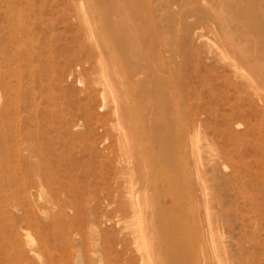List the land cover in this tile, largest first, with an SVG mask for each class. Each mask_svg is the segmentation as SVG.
<instances>
[{
	"label": "rangeland",
	"instance_id": "1",
	"mask_svg": "<svg viewBox=\"0 0 264 264\" xmlns=\"http://www.w3.org/2000/svg\"><path fill=\"white\" fill-rule=\"evenodd\" d=\"M36 1L34 10L21 12L24 32L10 35L0 0V108L12 105L0 112V264H33L23 250L28 244H38L43 256L50 249L55 264H79L77 253L91 258L101 250L109 264H159L142 258L147 247L174 251L178 264H264V1L120 0L136 12L139 42L134 100L123 108L132 116L125 120L114 112L117 94L107 88L103 97L101 57L74 5ZM174 103L181 128L200 132L202 150L213 156L204 168V185L218 196L210 205L194 179L198 169L188 147L180 149L188 165L179 170L155 140L171 127L163 119L176 114ZM186 177L191 181L182 183ZM207 206L222 218L212 224L215 232L203 219L201 245L189 252L175 247L172 227L180 216L191 212L200 220ZM184 230V237L196 234ZM165 263L173 264L166 257Z\"/></svg>",
	"mask_w": 264,
	"mask_h": 264
},
{
	"label": "bare ground",
	"instance_id": "2",
	"mask_svg": "<svg viewBox=\"0 0 264 264\" xmlns=\"http://www.w3.org/2000/svg\"><path fill=\"white\" fill-rule=\"evenodd\" d=\"M71 2V4L74 5L75 9L77 10V13L79 12V17L80 19L82 20V24L84 26V30L87 32V37H88V41L90 42V46H95L96 49L98 50V54H100L99 56L101 57V59H99L100 61V64H101V72L103 74V97L107 98V94H106V89L107 88H110L113 92H115L117 94V98L114 99V112L118 111L117 113H122V114H119V115H122V118L123 120L125 119H129L132 115H131V112L130 111H124V105L125 104H128L129 102L133 101L134 98L133 96L131 97L130 94L131 91L133 90V75H134V70H135V67L137 66L138 64V48L137 46L139 45V42L137 41V36H138V28L135 26V22H136V12L134 11H129L126 6L127 4H125V6L122 5V3L120 2V0H69ZM123 1V0H122ZM221 1V0H220ZM264 1V0H262ZM125 2V1H124ZM130 2V1H129ZM4 6H5V11L8 15V17L10 18V25L8 26V34L12 35V34H21L22 32H24L23 30V26L25 25L24 21H23V13L21 14L22 10H25L27 9L28 10H34V7H36V3L37 1L36 0H4ZM40 4V3H39ZM39 6V5H38ZM132 6V4H131ZM217 6V5H216ZM222 4H221V8H222ZM129 7V5H128ZM248 7V6H246ZM217 8V7H216ZM133 9V8H132ZM247 9V8H246ZM208 10V8H207ZM217 10V9H216ZM229 10V8H228ZM238 10V9H237ZM211 11V9H210ZM215 11V10H214ZM213 11V12H214ZM233 11V10H232ZM241 11V10H240ZM35 12V11H34ZM217 12V11H216ZM221 13V10L219 11ZM243 12V11H242ZM250 12V11H249ZM5 13V14H6ZM211 13V12H210ZM214 14V13H213ZM222 14V13H221ZM238 14V13H237ZM142 15V13H141ZM224 15V14H223ZM222 15V16H223ZM241 15V13H240ZM248 15V14H247ZM252 15V14H251ZM26 17V16H25ZM77 17V16H76ZM217 17V16H216ZM245 17V15H244ZM78 18V17H77ZM234 18V17H233ZM78 20V19H77ZM218 20V19H217ZM221 20L223 22V25L226 24L224 22H226V19L224 17H221ZM232 20V19H230ZM229 20V21H230ZM237 20V19H236ZM137 22H140V21H137ZM232 22V21H231ZM237 22V21H236ZM250 22V21H249ZM248 22V23H249ZM219 23H221L219 21ZM230 23V22H229ZM24 24V25H22ZM138 24V23H137ZM140 24V23H139ZM138 24V25H139ZM222 24V23H221ZM219 25L220 27L222 25ZM232 23H230L231 25ZM218 26V28H219ZM227 26V25H225ZM224 26V27H225ZM264 26V24H263ZM222 29V28H221ZM225 30H227V28H225ZM223 31V30H222ZM251 32V31H250ZM223 33V32H222ZM252 33V32H251ZM226 34V33H225ZM9 35V36H10ZM257 36V34H256ZM230 37H228L229 39ZM204 39V38H203ZM230 40V39H229ZM228 40V41H229ZM232 40V39H231ZM230 40V43L232 42ZM224 41V40H223ZM226 41V40H225ZM224 41V42H225ZM138 42V45L137 43ZM228 43V42H227ZM228 43V44H230ZM226 44V43H225ZM137 45V46H136ZM227 45V44H226ZM231 45V44H230ZM229 45V46H230ZM227 47V46H226ZM231 47V46H230ZM240 48L242 46H239ZM238 47V48H239ZM235 48V46H234ZM245 48V47H244ZM230 49V48H229ZM232 49V48H231ZM237 49V48H236ZM215 50V49H214ZM238 50H241V49H238ZM263 50V49H262ZM220 51V50H219ZM232 52V50H231ZM247 52V50H246ZM254 52V51H253ZM233 53V52H232ZM241 53V52H240ZM248 53V52H247ZM245 54V53H244ZM242 55V54H241ZM245 56V55H244ZM249 56V55H248ZM260 56V55H259ZM262 56V55H261ZM99 57V58H100ZM141 57V56H140ZM146 57V56H145ZM263 57V56H262ZM244 58V57H242ZM249 58V57H248ZM255 58V57H254ZM260 58V57H259ZM143 59V57H142ZM245 60L247 58H244ZM251 59V57H250ZM237 60V59H235ZM252 60V59H251ZM258 60V58H257ZM142 61V60H141ZM146 61V60H145ZM234 61V60H233ZM232 61V62H233ZM249 61V59H248ZM244 62V61H243ZM105 65H104V64ZM107 63V64H106ZM143 63H145L143 61ZM142 63V65H143ZM147 63V62H146ZM234 63V62H233ZM238 63V62H237ZM250 63V62H248ZM252 63V61H251ZM150 64V63H149ZM236 64V63H234ZM239 64V63H238ZM126 65L127 66V69H124V66ZM250 65V64H249ZM252 65V64H251ZM257 65V64H256ZM233 66V65H232ZM231 66V67H232ZM238 66L236 67V69H238ZM259 66V65H257ZM145 67V66H143ZM241 67V66H240ZM141 68V67H140ZM153 68V67H152ZM254 68V67H253ZM121 69L124 70V74H122V71ZM146 69V68H145ZM242 69V68H241ZM257 69V68H256ZM141 70V69H140ZM147 70V69H146ZM145 70V71H146ZM235 70V69H233ZM144 70H142V73H143ZM150 71V70H149ZM152 71V70H151ZM243 71V70H242ZM255 68H254V72H255ZM147 72V71H146ZM239 72V71H238ZM139 73V71H138ZM154 73V72H153ZM244 74V72H242ZM242 73L239 72L240 75H242ZM9 74V73H8ZM238 74V75H239ZM7 76V75H6ZM246 76V74H245ZM136 77V76H135ZM140 78V76H137ZM161 77V76H160ZM242 77V76H241ZM249 77L247 76V79ZM136 79V78H135ZM138 79H136L137 81ZM140 80V79H139ZM143 80V79H142ZM250 80V79H249ZM135 81V80H134ZM161 82V81H160ZM140 83V82H139ZM151 86V84H150ZM149 86V87H150ZM166 86V85H165ZM144 88L143 86L140 88L142 89ZM139 89V90H140ZM152 89V88H151ZM161 90V89H160ZM163 91V90H162ZM145 92V91H144ZM113 93V94H115ZM145 92L144 93V96L149 94ZM112 94V96H113ZM125 94V95H123ZM167 94V93H166ZM111 96V97H112ZM149 97V95H147ZM146 96V98H148ZM152 96V94H151ZM155 96V95H154ZM137 97V96H136ZM162 97V96H161ZM177 97V96H176ZM113 98H115L113 96ZM150 98V97H149ZM180 98V97H179ZM183 98V97H182ZM138 99V98H137ZM167 98H165L166 100ZM107 100V99H105ZM110 99H108L109 101ZM110 100V101H111ZM14 101V100H13ZM107 101V102H108ZM112 101L110 104H112ZM116 101V102H115ZM140 102V101H139ZM138 102V103H139ZM152 102V101H151ZM154 102V101H153ZM159 102V101H158ZM170 102V101H169ZM179 102V101H178ZM149 103V102H148ZM15 104V103H14ZM155 104V103H154ZM161 104V103H159ZM171 104V103H170ZM170 104L168 102L165 103V108L166 107H169L170 108ZM175 106L174 107H171V109L173 108L175 111L177 109H179L178 107V103H174ZM113 105V104H112ZM181 105V103H180ZM110 106V105H109ZM147 106V105H146ZM152 106V105H151ZM156 107V106H155ZM163 107V105H162ZM161 107V108H162ZM10 108H12V105L11 103L8 101L7 104L4 106V107H1L0 108V112L6 110L5 112H7V110H10ZM112 108V107H111ZM157 108V107H156ZM128 109V108H127ZM140 109V108H139ZM151 109V108H150ZM150 109H147L149 111H151ZM140 111V110H139ZM155 111V110H154ZM159 111V110H158ZM113 112V113H114ZM152 112V111H151ZM162 112V111H161ZM159 112V116L160 113ZM168 112V111H167ZM196 112V111H195ZM16 113V112H15ZM116 113V114H117ZM146 113V112H145ZM170 113V112H169ZM168 113V114H169ZM182 111L181 110H178L176 111V114L172 115L171 116H168L170 118L164 120L163 119V123H166L169 124L171 127L170 128H167L165 129V131H159L158 133H155V140L158 144H160V147L161 149L163 150V152L166 154H164L165 156V159L168 160V162L173 166V167H176L178 168L179 170H183V169H186L187 168V161H185V157L182 153V150L181 147L186 145V147H188V149L191 151V160L192 162L194 163L195 167L198 169V172H196L195 176H194V179L197 181V182H201L203 183V189H201V195H204L205 199L208 200V204L210 205V202L211 200H215V198H218V196L216 197L212 192L209 191V187H210V183L208 185H204L205 184V180L207 179L206 175L204 174V171L206 169L207 166H211L212 163L214 162V159H213V156L212 154H210V150L206 149V150H202V145H201V140L199 139L200 136H198V134L200 133H196V131H193L192 134L190 132V134L182 129V123H181V115ZM17 114V113H16ZM148 114V113H147ZM157 114H156V117H157ZM186 115H187V111H186ZM159 116H158V119H159ZM134 117V115H133ZM136 117V116H135ZM145 117V116H144ZM116 118V117H115ZM161 118V117H160ZM172 118V119H171ZM132 119V118H131ZM133 120V119H132ZM155 121V119L153 120ZM160 121V120H159ZM118 122V121H117ZM136 123V122H135ZM133 123V124H135ZM148 123V122H147ZM121 124V123H120ZM119 122H118V128L119 127ZM132 124V123H131ZM140 124V123H139ZM16 125V124H15ZM123 125V124H121ZM185 125V124H183ZM131 126V125H130ZM133 126V125H132ZM138 126V125H137ZM161 126V125H160ZM193 126V125H192ZM196 126V125H195ZM122 127V126H121ZM135 127V126H134ZM164 127V126H163ZM17 128V127H16ZM15 128V129H16ZM158 128V127H157ZM185 128V127H184ZM10 128H8L9 130ZM156 129V128H155ZM163 129V128H162ZM161 129V130H162ZM119 130V129H118ZM133 130L130 129V131ZM192 130V129H191ZM138 131V135L142 136V132L144 131L142 128L140 130H137ZM120 132V131H119ZM124 132V131H122ZM133 131H131L132 133ZM135 132V131H134ZM130 133V135H131ZM121 134V133H120ZM137 134V133H136ZM18 135V134H16ZM133 135V134H132ZM200 135V134H199ZM137 136V135H136ZM145 136V135H144ZM16 137V136H14ZM132 137V136H131ZM122 138V137H121ZM120 138V140H121ZM143 138V137H142ZM206 138V137H205ZM16 139V138H15ZM136 139V138H135ZM132 140V138H131ZM140 138H138L137 141H139ZM153 140V139H152ZM123 141V140H122ZM137 141L135 140V142L137 143ZM130 142V141H129ZM126 144V146H128L129 148V145L128 143ZM176 142V143H175ZM16 143V142H14ZM23 143V142H22ZM140 143V142H139ZM138 143V145H139ZM208 143V142H207ZM17 145V144H16ZM15 145V146H16ZM137 145V146H138ZM149 145V144H148ZM204 145V144H203ZM209 145V144H207ZM26 146V145H25ZM31 146V145H30ZM132 146V145H131ZM140 146V145H139ZM151 146V145H150ZM24 147V146H23ZM141 147V146H140ZM126 148V147H125ZM132 148V147H130ZM129 148V149H130ZM158 148V147H157ZM209 148V146L207 147ZM127 149V148H126ZM160 149V150H161ZM132 150H134L132 148ZM131 150V151H132ZM30 151V150H29ZM188 151V150H187ZM143 152V151H142ZM160 151L158 150V153ZM127 154H129V151L126 152ZM134 153V151H133ZM151 153V152H150ZM142 155V153H140ZM138 154V155H140ZM161 154V152H160ZM131 156V155H130ZM151 156V155H150ZM190 156V155H189ZM132 157V156H131ZM130 157V158H131ZM144 157V155H143ZM142 157V158H143ZM133 158V157H132ZM161 158V157H160ZM163 158V157H162ZM141 159V158H140ZM136 160V159H134ZM147 160V159H146ZM30 161V160H29ZM35 162V160H32ZM31 161V162H32ZM138 161V160H137ZM140 161H143V160H140ZM149 161V160H148ZM30 162V163H31ZM32 162V163H34ZM38 163V162H37ZM162 163V162H161ZM190 164H191V161H190ZM135 165L137 166V164L135 163ZM159 165V164H158ZM141 166H144V165H141ZM140 166V167H141ZM160 166V165H159ZM158 166V167H159ZM138 167V166H137ZM192 167V166H191ZM143 168V167H142ZM145 168V166H144ZM216 169V168H215ZM194 170V169H192ZM202 170V172H201ZM154 171V170H153ZM132 172V171H131ZM195 172V171H194ZM214 172V170H213ZM151 173V172H150ZM154 173V172H153ZM158 173V172H157ZM146 174H147V171H146ZM180 174V173H179ZM214 174V173H213ZM156 175V174H154ZM182 175V174H181ZM140 176V174H139ZM147 176V175H146ZM165 176V175H164ZM168 176V175H167ZM210 176V175H209ZM159 177V176H158ZM188 177V176H187ZM184 178L182 180V183H187V182H190L191 180L189 178ZM141 178V176H140ZM147 179V178H145ZM150 179V178H149ZM167 179V178H166ZM181 179V178H180ZM142 180V179H141ZM216 180V179H215ZM147 181V180H146ZM195 183V182H194ZM217 183V182H215ZM196 184V183H195ZM200 184V183H199ZM163 185V184H162ZM180 186V185H179ZM191 186V185H190ZM201 187V186H200ZM170 188V187H169ZM164 189V187L162 188ZM176 189V188H175ZM200 190V189H199ZM187 191V190H186ZM197 192V190H195ZM216 192V191H215ZM168 193V192H167ZM173 193V192H172ZM200 193V191H199ZM131 195V194H130ZM218 195V192L217 194ZM173 196V195H172ZM158 200V199H157ZM218 200V199H217ZM131 201V200H130ZM152 201V199H151ZM197 202V200H194V204ZM204 201V200H203ZM215 202V201H214ZM133 203V202H132ZM49 204V203H48ZM146 204V203H144ZM198 204V202H197ZM204 203H202V206H203ZM212 204V203H211ZM221 204V203H220ZM47 206V205H46ZM146 206V205H145ZM148 206V204H147ZM146 206V208L148 209V207ZM180 206V205H179ZM177 207V206H176ZM197 207H199L197 205ZM210 207V206H209ZM208 206L205 207V209L203 210V218L200 219V220H196V218L193 216V214L191 212H189V216H187L188 218H182L183 216H180L181 219H178V217H174V219H178V222H176L174 225H173V234L176 236L177 240L176 242L173 243V245L175 247H179V248H182L183 250L185 251H191L194 246L196 244H199L201 245L202 243V236L198 230H200L201 228V222L202 220L204 219V224L210 229V231L213 233L215 232L213 229V226L212 224H215L214 222L215 221H219L218 219H220L221 217H219V211H212ZM220 207V205H219ZM145 208V209H146ZM45 210V209H44ZM156 210V209H155ZM218 210V209H217ZM143 211H147V210H144ZM170 212L174 213V211L177 212V210L174 208V211L169 209ZM198 211V210H197ZM138 212V211H137ZM158 212V211H157ZM154 213V212H153ZM152 213V214H153ZM150 214V213H149ZM148 214V215H149ZM197 214V213H196ZM136 216H138L137 214H135ZM141 215V214H140ZM144 215V213H143ZM151 215V214H150ZM149 215V216H150ZM159 215V214H158ZM174 216V214H172ZM201 216V214H199ZM142 217V216H141ZM144 217V216H143ZM163 217V215H162ZM198 217V216H197ZM133 218V217H132ZM150 218V217H149ZM148 218V219H149ZM201 218V217H200ZM126 219V217L124 218ZM123 219V220H124ZM136 219V218H135ZM141 219V218H140ZM169 219V218H168ZM222 219V218H221ZM122 220V221H123ZM149 220H152V217L149 219ZM183 220H186L185 222H183ZM129 221V220H128ZM128 221L126 223V221H123L125 222V225L128 224ZM191 221V224L190 225H187L189 222ZM224 221V220H223ZM57 222V221H56ZM59 222V221H58ZM147 221H145V224H146ZM150 222V221H149ZM154 222V221H152ZM182 225V222L185 224L183 227H180V223ZM130 223V222H129ZM223 223V222H222ZM53 224V223H52ZM143 224V223H142ZM144 224V226H145ZM152 224V223H151ZM154 224V223H153ZM203 224V225H204ZM220 224V223H219ZM130 225V224H129ZM222 225V224H221ZM16 226V225H15ZM124 226V225H123ZM134 226V225H133ZM132 225L130 226L131 228L133 227ZM153 226V225H152ZM185 226L187 227V229H192V231L194 233H196L193 237L192 236H188V237H184L183 236V231H184V234L186 233V230H184ZM39 227V226H38ZM151 227V226H150ZM154 227V226H153ZM53 228V227H52ZM58 228V227H57ZM128 228V227H127ZM152 228V227H151ZM150 228V229H151ZM180 228H183V229H180ZM205 228V227H204ZM13 229V227H12ZM20 229V227H19ZM91 229V228H90ZM134 229V227H133ZM196 229V230H195ZM206 229V228H205ZM204 229V230H205ZM11 230V229H10ZM44 230V229H43ZM54 231V229H53ZM58 231V230H57ZM69 231V230H68ZM132 231V229L130 230ZM137 231V230H136ZM201 231V230H200ZM206 231L207 229L205 230V237H206ZM13 232V230H12ZM41 232V231H40ZM139 232V231H137ZM137 232L135 234H137ZM141 232V231H140ZM148 232V230H147ZM151 232V231H150ZM159 232V231H158ZM202 232V231H201ZM7 233V231H6ZM191 233V232H190ZM41 234V233H40ZM130 234V233H129ZM134 234V233H133ZM208 234V233H207ZM59 235V234H58ZM76 235V234H75ZM139 236V234H137ZM141 235V238H145V233H142L140 234ZM211 235V234H210ZM39 236V235H38ZM136 235H134L135 237ZM159 236V235H157ZM156 236V238H158ZM213 236V235H212ZM104 237V236H103ZM134 237H131L132 240L136 239ZM154 237V235H153ZM160 237V236H159ZM59 239V238H58ZM90 242L91 244L93 243V247H94V243L95 241V237L94 235L91 236L90 238ZM154 239V238H153ZM153 239H151V241H153ZM207 240V238H205ZM210 239V238H208ZM57 240V239H56ZM100 240L102 241L101 239V236H100ZM133 240V241H134ZM99 241V240H98ZM119 241V240H118ZM137 241L140 243L139 239H137ZM136 241V243H138ZM205 241V240H204ZM210 241V240H209ZM123 242V241H122ZM135 242V241H134ZM163 242V240H162ZM64 243V241H63ZM67 243V241H66ZM89 243V242H88ZM99 244L101 242H98ZM157 243V242H156ZM167 243V242H166ZM204 244L206 243L203 242ZM7 244V243H6ZM153 244H155V239L153 241ZM160 244V243H159ZM158 244V245H159ZM165 244V243H164ZM9 245V244H8ZM21 245V244H20ZM38 245V244H37ZM36 245V247H37ZM89 245V244H88ZM107 245V244H106ZM138 245V244H136ZM156 245V244H155ZM162 245V243L160 244V246ZM90 246V245H89ZM88 246V247H89ZM101 246V245H99ZM36 247L32 244H28L25 248H23V250L28 253V255L30 254L31 256H33V258L35 259L34 263L33 264H55L54 262V258L52 257V253L50 252L51 250L48 249V248H43V250H45L46 254L43 256L41 255L42 253H40ZM40 247V246H39ZM38 247V248H39ZM96 247V245H95ZM106 247V246H105ZM150 247V246H149ZM81 248V246H80ZM92 248V247H91ZM104 248V247H103ZM102 248V249H103ZM148 248V247H147ZM147 248H142L140 249V253H141V256L142 258H145L147 259V261H149V263H152V262H155L154 260L156 259L157 263L159 264H163V259L166 257L167 258V262H171L173 264H178V255L172 251H167L166 253L164 251H160V248H158V252L155 250L156 248H154L155 251L153 250H148ZM57 249V248H56ZM83 249V248H82ZM93 249V248H92ZM200 249L202 250V248L200 247L199 248V251ZM22 249H20L21 251ZM96 250V249H95ZM99 249H97L96 251H98ZM105 250V249H104ZM176 250V249H175ZM68 251V250H67ZM94 252V250H91ZM73 252V251H72ZM82 252V250H81ZM202 252V251H201ZM75 253V252H73ZM158 253V254H157ZM66 255V254H65ZM158 255V256H156ZM77 256L79 258V264H109V259L106 257V254L103 252V250L100 251L99 254L95 255L94 257H91V258H84L81 254L82 257H80V253H77ZM188 256V255H187ZM28 257V256H27ZM155 257V258H154ZM190 257V255H189ZM7 258V257H6ZM71 258V256H70ZM77 258V257H76ZM8 260V259H7ZM10 260V259H9ZM188 261V260H187ZM209 261V260H208ZM30 263V262H29ZM216 263V262H215ZM13 264H19L17 261H14ZM146 264V262H145ZM153 264V263H152ZM166 264V263H165ZM220 264V263H219Z\"/></svg>",
	"mask_w": 264,
	"mask_h": 264
}]
</instances>
